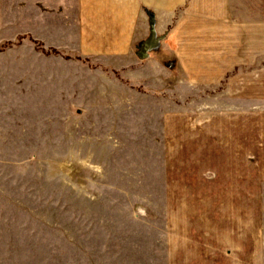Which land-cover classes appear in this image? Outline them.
<instances>
[{
    "label": "rangeland",
    "instance_id": "rangeland-1",
    "mask_svg": "<svg viewBox=\"0 0 264 264\" xmlns=\"http://www.w3.org/2000/svg\"><path fill=\"white\" fill-rule=\"evenodd\" d=\"M230 2L192 67L148 12L114 69L0 45V264H264V0Z\"/></svg>",
    "mask_w": 264,
    "mask_h": 264
},
{
    "label": "crops",
    "instance_id": "crops-1",
    "mask_svg": "<svg viewBox=\"0 0 264 264\" xmlns=\"http://www.w3.org/2000/svg\"><path fill=\"white\" fill-rule=\"evenodd\" d=\"M182 4L183 0H0V45L29 35L45 49L75 52L114 69L148 37V12L155 18L156 34L170 30L160 47L175 60H184L179 65L197 66L192 57L197 47L185 45L184 37L197 33L198 14H205L208 24L215 10L220 13L217 19L230 20L233 8L230 0H194L182 17Z\"/></svg>",
    "mask_w": 264,
    "mask_h": 264
},
{
    "label": "water",
    "instance_id": "water-1",
    "mask_svg": "<svg viewBox=\"0 0 264 264\" xmlns=\"http://www.w3.org/2000/svg\"><path fill=\"white\" fill-rule=\"evenodd\" d=\"M155 44L156 41L153 40V35L151 34L150 37L141 45L138 52V58L140 60L147 58V53L154 48Z\"/></svg>",
    "mask_w": 264,
    "mask_h": 264
}]
</instances>
